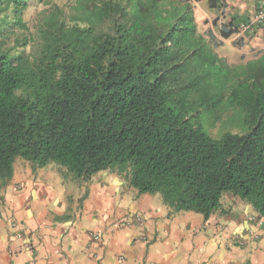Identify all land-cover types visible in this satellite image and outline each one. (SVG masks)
<instances>
[{
	"label": "trees",
	"instance_id": "trees-1",
	"mask_svg": "<svg viewBox=\"0 0 264 264\" xmlns=\"http://www.w3.org/2000/svg\"><path fill=\"white\" fill-rule=\"evenodd\" d=\"M28 6L0 0V190L22 158L86 181L115 169L173 212L208 219L231 192L264 216V54L230 64L189 0H75L74 25L52 20L15 54Z\"/></svg>",
	"mask_w": 264,
	"mask_h": 264
},
{
	"label": "crops",
	"instance_id": "crops-1",
	"mask_svg": "<svg viewBox=\"0 0 264 264\" xmlns=\"http://www.w3.org/2000/svg\"><path fill=\"white\" fill-rule=\"evenodd\" d=\"M189 1L200 33L230 64L264 54V28L238 30L264 0H219L215 7L210 0ZM224 19L237 27L229 37L220 33ZM135 213L144 216L143 225L119 224ZM254 215L259 213L231 192L205 219L195 211L173 212L161 194L140 193L115 169L86 181L57 163L33 171L31 162L17 158L12 179L0 190V264H264V227L255 226ZM12 220L34 233V249L26 248Z\"/></svg>",
	"mask_w": 264,
	"mask_h": 264
},
{
	"label": "rangeland",
	"instance_id": "rangeland-1",
	"mask_svg": "<svg viewBox=\"0 0 264 264\" xmlns=\"http://www.w3.org/2000/svg\"><path fill=\"white\" fill-rule=\"evenodd\" d=\"M75 0H29V6L24 12V21L27 23L28 30L14 29L13 33L6 37L5 46L13 53L18 54L23 51L30 52L36 47L38 32L40 27L48 26L52 20H59L68 25H74L76 22L72 19L74 15ZM10 20L13 21V14H10ZM28 42L26 46L23 43ZM235 65V64H233ZM213 136L219 135V128H209ZM21 161L19 167L24 168Z\"/></svg>",
	"mask_w": 264,
	"mask_h": 264
},
{
	"label": "built area",
	"instance_id": "built-area-1",
	"mask_svg": "<svg viewBox=\"0 0 264 264\" xmlns=\"http://www.w3.org/2000/svg\"><path fill=\"white\" fill-rule=\"evenodd\" d=\"M264 28V8H260L253 19L248 20L247 22H244L239 25V32L244 33L251 30H254V27ZM145 218L141 213H135L134 215H128L124 218H122L119 221V224L123 227H128L135 224L143 225L145 223ZM253 223H255V226H257L259 229H262L264 227V219L261 215H254L252 217ZM11 226L13 228H16L17 236L24 240L25 246L27 249L32 250L35 247V235L34 233H29L27 229H25L23 226H20L19 222L17 220H12ZM89 235L95 240L100 241L101 235L99 232L90 231ZM255 239H259L261 236L260 232H256L253 234ZM237 242L240 245H245L246 241L241 236H236ZM26 264H35V260H31Z\"/></svg>",
	"mask_w": 264,
	"mask_h": 264
}]
</instances>
